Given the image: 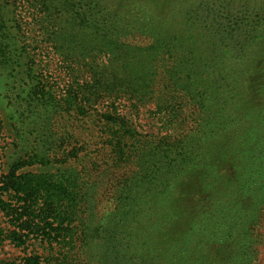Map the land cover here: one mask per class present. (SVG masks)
<instances>
[{"label": "trees", "instance_id": "trees-1", "mask_svg": "<svg viewBox=\"0 0 264 264\" xmlns=\"http://www.w3.org/2000/svg\"><path fill=\"white\" fill-rule=\"evenodd\" d=\"M252 1L0 0V90L17 104L4 103L0 128L9 123L28 148L0 179L12 233L36 207L44 227L32 228L60 249L99 247L107 232L125 264H254L264 221V0ZM46 51L66 79L60 94L41 74ZM121 99L133 109L155 101L163 125L192 127L175 141L138 139L114 104ZM91 121L105 134L108 171H119L99 228L89 226L91 169L72 165H94L82 142ZM33 161L37 173L21 172Z\"/></svg>", "mask_w": 264, "mask_h": 264}, {"label": "rangeland", "instance_id": "rangeland-1", "mask_svg": "<svg viewBox=\"0 0 264 264\" xmlns=\"http://www.w3.org/2000/svg\"><path fill=\"white\" fill-rule=\"evenodd\" d=\"M252 2H259V0H253ZM38 59L39 57L36 60ZM40 62L43 66L41 74L44 81L52 85L60 94L65 87L66 79L63 77L62 70L58 69V59L51 52L46 51L41 56ZM1 77L2 72L0 71V79ZM0 97L4 98L3 102L0 103V120L4 124L7 112L9 111V109L5 110L3 108L4 103L7 102L11 107L16 106L15 92L2 88L0 90ZM108 104V101L102 102V105L98 109L105 110ZM114 104L118 107V113L128 119L133 128H135V133L133 134L138 139L148 138L146 136L163 137L170 135L175 141L179 140V136L186 133L187 129L192 127V123L189 121L174 125H163L162 121L164 118L162 114L158 116L154 113L155 101H150L136 109L132 108L131 101L128 102L124 99ZM189 111L194 112V110L192 108L187 110V116L190 117ZM97 124L98 122L96 121L89 122V128L83 131L82 135V142H86L89 145V156L92 158L91 161H94V165H86L84 161L72 163V165L77 170H80L82 166H89V169H91V181L94 180L96 182L93 186L92 197L95 201L94 212L97 217L95 220L91 217L92 223L89 226H96L95 221L98 220L97 228H99L102 225H100L101 217L105 215V212L112 209V202L109 201L111 191L109 184L111 177L119 175V171L110 172L107 169L105 161L108 149L101 144V142H105L106 138L105 134L102 135L98 132ZM3 126L0 128V179L8 171V165L11 161L28 152V148H19L17 136L13 133H16V131H10L11 127L9 123ZM14 128H17L19 133H26L28 131L25 128L21 129L19 125H16ZM37 164L33 161L30 166H26L21 172L35 174L39 168ZM152 189L156 191L157 187L153 186ZM146 194L148 195L146 200H151L154 197L151 193ZM3 199L7 200L10 204L14 202L9 195ZM36 210L37 208L33 207V209L28 211V215H25L18 222V224L21 221L27 222L20 225V230L16 229V233H19L25 240L20 246H16L12 241L19 236L12 233L15 230V226L10 222L9 218L3 216L0 212V264H125L117 257L120 242H109L107 232L103 233V240L99 247L96 244L82 246L78 243L73 250L68 248L60 249L55 242L47 241L45 236V239H42L40 235L41 231L37 233V229L32 228L35 223H38L37 228H40V230L41 227H44V222L39 221L38 217H33L36 214ZM28 222L31 224L30 227H28ZM255 233L259 242L255 246L256 260L254 264H264V221L256 228ZM97 258L100 262L97 261Z\"/></svg>", "mask_w": 264, "mask_h": 264}]
</instances>
